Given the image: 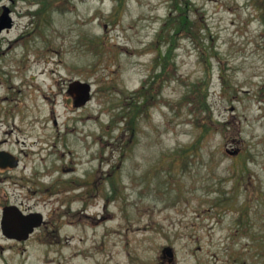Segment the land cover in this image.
Segmentation results:
<instances>
[{"label":"rangeland","instance_id":"374dc122","mask_svg":"<svg viewBox=\"0 0 264 264\" xmlns=\"http://www.w3.org/2000/svg\"><path fill=\"white\" fill-rule=\"evenodd\" d=\"M191 3L177 77L128 147L118 99L140 96L159 66L158 48H145L167 50L163 27L181 11L126 0L115 15L117 0H71L41 18L38 4L0 0L14 21L0 36V141L21 158L5 174L0 217L9 202L46 219L24 242L0 228V264H169L165 246L173 264H264V25L251 0ZM75 79L92 84L86 105L68 92ZM208 80L209 133L180 156L202 128L179 104Z\"/></svg>","mask_w":264,"mask_h":264},{"label":"trees","instance_id":"16d2710c","mask_svg":"<svg viewBox=\"0 0 264 264\" xmlns=\"http://www.w3.org/2000/svg\"><path fill=\"white\" fill-rule=\"evenodd\" d=\"M29 4H38L40 7L38 9V14L43 17L44 13L50 8L52 9H60L59 6H62V4H66L71 2V0H25ZM252 3L255 6V9L258 10V16L261 21V23L264 25V0H251ZM118 4L115 8L114 14H118L121 11V8L124 6L126 0H117ZM59 6H56L58 5ZM191 0H171V7L174 10H180L181 13L176 15L175 17L181 19V22L177 25V27L172 28L169 27L170 23H167V25H164L163 30L170 29V35L168 40V47L166 51H162L161 45L159 44V40L153 41L148 44V46L145 48L146 50L150 48H158L157 54H156V60L159 62L158 70L149 74L148 77H146L143 80L142 86L138 89L140 96H131L126 97V99L119 98L117 105L120 106V110L116 113V117L118 121H129L130 124V140H128V143L126 146L129 147L131 143L135 140L134 138L137 137V124L138 119L141 116L147 115L149 109L154 106L160 95V93L163 91L164 86L166 83L170 82L172 79L177 77V65L175 63V60L173 58V52L176 49V46L179 40V37L182 36L185 32V28L190 21V17L188 16V13L185 12L184 9L185 6H190ZM1 10V8H0ZM264 29V28H263ZM34 30H41V24L36 25ZM264 36V31H263ZM33 33H26L21 35L16 40L17 44H28L29 39H32ZM100 50V49H99ZM209 80L203 83H199L196 85V88L189 93L188 95H185L184 99L179 105H186L189 107L190 113L195 115L194 121L198 127L202 128V132L200 135H198L195 142L192 143L191 146H188L178 153L180 156H187L196 152L200 146V143L204 140L206 135L209 133L210 130V121L208 120V116L210 114V105L208 104V96H209ZM258 98H260V101L264 102V82L261 84L259 91H258ZM203 112H207L205 116H201ZM200 115V117H199ZM109 181L113 185L114 190H118V180H116L113 175L111 174L109 176ZM228 198V197H227ZM239 224L243 223V213H241L238 217Z\"/></svg>","mask_w":264,"mask_h":264},{"label":"water","instance_id":"95a60500","mask_svg":"<svg viewBox=\"0 0 264 264\" xmlns=\"http://www.w3.org/2000/svg\"><path fill=\"white\" fill-rule=\"evenodd\" d=\"M0 15V35L4 29L11 28L13 26V18L10 14L11 9L8 6L4 7ZM81 93V99L76 101L77 105H84L90 99L92 85L89 82L76 80L71 83V89ZM234 151L233 153H237ZM20 163L19 158L13 153L0 150V167H17ZM41 212L25 213L17 205L6 206L3 210V216L1 217L2 231L4 235L9 238L17 240H27L31 234L35 231V228L42 225L45 220ZM163 257L169 264H173L175 259V253L171 246L163 248Z\"/></svg>","mask_w":264,"mask_h":264},{"label":"flooded vegetation","instance_id":"af4514ba","mask_svg":"<svg viewBox=\"0 0 264 264\" xmlns=\"http://www.w3.org/2000/svg\"><path fill=\"white\" fill-rule=\"evenodd\" d=\"M68 92L70 93V95H71V98H73V100H74V102L76 103V101H78V99H81V93H78L77 91H75L74 90V88H72L71 89V87H70V83H69V90H68ZM0 150H9V149H7L6 147H4V145L2 144V141H0ZM9 151H11V150H9ZM11 152H13V151H11ZM14 153V152H13ZM19 157V156H18ZM20 158V157H19ZM13 169H15V168H11V167H8V168H2V167H0V185L2 186L3 185V183H4V181H5V174H6V172L7 171H11V170H13ZM72 170H70L69 172H71ZM74 179V178H73ZM75 184H76V187H78V186H80L81 185V183H77V182H75ZM1 186H0V194H1ZM8 196V194H6L5 195V197L9 200V197H7ZM10 203L8 202V203H6L4 206H3V208L6 206V205H9ZM28 209H25V211H27ZM29 211H31V210H29ZM46 225V224H45ZM44 225H42V226H40L39 228H41V227H43ZM39 228H37V230L39 229ZM15 241V240H14ZM18 242V241H17Z\"/></svg>","mask_w":264,"mask_h":264}]
</instances>
